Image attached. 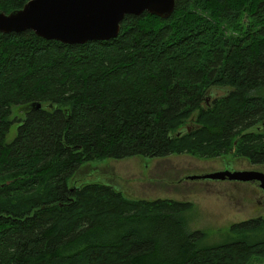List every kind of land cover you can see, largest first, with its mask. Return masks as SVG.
Here are the masks:
<instances>
[{"label": "trees", "instance_id": "16d2710c", "mask_svg": "<svg viewBox=\"0 0 264 264\" xmlns=\"http://www.w3.org/2000/svg\"><path fill=\"white\" fill-rule=\"evenodd\" d=\"M28 1L0 0V11ZM215 89L226 94L208 101ZM263 89L264 0H177L167 19L126 16L109 41L0 33V264L264 259L261 218L205 245L187 227L191 202L75 181L86 163L136 156L264 165Z\"/></svg>", "mask_w": 264, "mask_h": 264}, {"label": "rangeland", "instance_id": "374dc122", "mask_svg": "<svg viewBox=\"0 0 264 264\" xmlns=\"http://www.w3.org/2000/svg\"><path fill=\"white\" fill-rule=\"evenodd\" d=\"M264 95V89H263ZM226 94L215 89L213 96ZM23 117L22 113L19 114ZM263 125L259 130H264ZM16 134L13 129L8 141ZM258 171L264 165H254L246 158L223 155L217 159H199L190 155H170L165 158L136 156L123 160L102 159L86 163L76 176L79 184L102 183L112 186L129 199H173L193 203L185 214L188 230L202 231L205 245L227 242L237 237L231 228L252 219L264 220V193L251 183L213 180H189L221 171ZM74 181V179H73ZM264 237V234L261 236ZM251 264H264V259Z\"/></svg>", "mask_w": 264, "mask_h": 264}, {"label": "water", "instance_id": "95a60500", "mask_svg": "<svg viewBox=\"0 0 264 264\" xmlns=\"http://www.w3.org/2000/svg\"><path fill=\"white\" fill-rule=\"evenodd\" d=\"M177 0H30L9 14L0 11V33L34 32L45 39L77 45L109 41L119 36L126 16L143 13L169 18ZM37 109L41 105L36 104ZM264 126V125H263ZM189 180L257 183L264 193V173L221 171Z\"/></svg>", "mask_w": 264, "mask_h": 264}, {"label": "flooded vegetation", "instance_id": "af4514ba", "mask_svg": "<svg viewBox=\"0 0 264 264\" xmlns=\"http://www.w3.org/2000/svg\"><path fill=\"white\" fill-rule=\"evenodd\" d=\"M26 114H27V112H26ZM260 128V127H259ZM252 184H255V185H257L258 186V184L257 183H252Z\"/></svg>", "mask_w": 264, "mask_h": 264}]
</instances>
